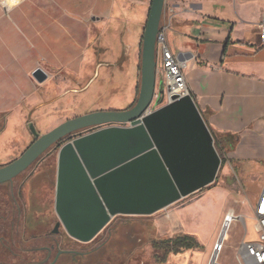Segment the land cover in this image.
<instances>
[{
    "label": "crops",
    "instance_id": "1",
    "mask_svg": "<svg viewBox=\"0 0 264 264\" xmlns=\"http://www.w3.org/2000/svg\"><path fill=\"white\" fill-rule=\"evenodd\" d=\"M256 1L264 5V0ZM178 2L169 14L164 9L162 20L172 14L169 42L188 60V85L208 126L216 137L224 135L231 143L227 157L236 166L264 164V9L258 17L247 18L238 10V1L230 0L228 9L230 4L237 8L235 18L217 12V0L202 1L203 14ZM140 6L132 21L144 15L145 6ZM97 11L108 14L93 0H0V165L15 156L21 141L34 135L29 127L35 122L32 115L67 100L64 75L73 85L81 75L82 54L91 51V22L96 23ZM140 53L134 48L138 58ZM38 68L48 75L42 82L33 75ZM173 216L183 220L177 211ZM204 249L205 245L170 254Z\"/></svg>",
    "mask_w": 264,
    "mask_h": 264
},
{
    "label": "rangeland",
    "instance_id": "2",
    "mask_svg": "<svg viewBox=\"0 0 264 264\" xmlns=\"http://www.w3.org/2000/svg\"><path fill=\"white\" fill-rule=\"evenodd\" d=\"M178 1L186 3L193 11L202 13L200 7L205 8L202 1L208 3L211 0H166L168 14L173 2ZM217 1L219 4L213 6L217 12L230 13L235 18L237 8L252 19L258 17L261 9H264V5L256 0H237V8L230 4L229 9L227 3L230 0ZM222 1H225L226 6L220 4ZM93 2L98 9L108 10V14L99 11L95 13L96 23L91 22V51L89 54L88 51L82 54L81 75L75 77V84L73 85L71 77L64 75V80L67 81V100L55 108H49L45 113L32 115L34 127L40 135L67 119L87 112L127 109L132 102L135 104L139 96L142 60L141 53L138 58L133 51L137 48L142 52L143 35L152 0ZM140 5L145 6V13L142 18L134 16L139 21H132V14L140 12ZM157 80L158 87L164 90L161 73H158ZM92 130L93 128L74 132L64 139V143ZM34 140L35 136L32 135L29 141H21L20 148L8 163L19 157ZM60 147L55 145L46 151L31 167L33 170L46 167L42 169L43 175L34 180L29 189L35 208L43 210L48 206L51 209L55 207ZM216 148L224 163L214 183L152 215H118L89 242L65 235L61 244L64 250L61 256L63 264H209L220 237L222 247L216 264H240L237 253L245 235L246 240L257 239L258 236L259 225L253 204L262 188L264 164L236 166L227 157V147L221 148L217 144ZM196 203H200V207ZM176 211L181 213L183 220L173 219ZM228 214H232L234 218L226 226ZM53 226L54 223L51 227ZM184 233L198 235L205 249L169 254L165 261H161L164 253L153 248V240L160 236L173 237Z\"/></svg>",
    "mask_w": 264,
    "mask_h": 264
},
{
    "label": "water",
    "instance_id": "3",
    "mask_svg": "<svg viewBox=\"0 0 264 264\" xmlns=\"http://www.w3.org/2000/svg\"><path fill=\"white\" fill-rule=\"evenodd\" d=\"M165 3L152 0L133 106L87 112L41 135L31 122L35 140L0 165V184L12 181L61 139L93 128L65 142L58 156L55 210L67 234L79 241L93 240L118 215H152L211 185L222 166L214 134L193 96L173 94L146 113L156 91L157 34ZM33 75L39 82L48 78L42 68Z\"/></svg>",
    "mask_w": 264,
    "mask_h": 264
},
{
    "label": "flooded vegetation",
    "instance_id": "4",
    "mask_svg": "<svg viewBox=\"0 0 264 264\" xmlns=\"http://www.w3.org/2000/svg\"><path fill=\"white\" fill-rule=\"evenodd\" d=\"M32 166L0 184V264H63L61 244L68 234L55 207H33L29 189L46 167Z\"/></svg>",
    "mask_w": 264,
    "mask_h": 264
},
{
    "label": "built area",
    "instance_id": "5",
    "mask_svg": "<svg viewBox=\"0 0 264 264\" xmlns=\"http://www.w3.org/2000/svg\"><path fill=\"white\" fill-rule=\"evenodd\" d=\"M171 15L161 20L157 34V77L158 73L163 75L165 89L162 90L158 87L157 80L154 98L146 113H151L171 101L173 94L193 96L186 77L188 60L185 55L182 58L181 54L176 53L169 42L168 34L172 24ZM260 25L264 43V15L261 18ZM193 98L195 99L194 96ZM219 146L222 148V145ZM253 210L259 225L258 236L257 239L246 240L245 235L237 253L240 264H264V179L259 196L253 204ZM233 218L234 216L231 214V216H227L226 220ZM247 231L246 228V233Z\"/></svg>",
    "mask_w": 264,
    "mask_h": 264
},
{
    "label": "trees",
    "instance_id": "6",
    "mask_svg": "<svg viewBox=\"0 0 264 264\" xmlns=\"http://www.w3.org/2000/svg\"><path fill=\"white\" fill-rule=\"evenodd\" d=\"M133 105L134 102L131 103V106ZM214 138L216 145L218 144V145H222V147H227V144H229L228 142H226V137L224 135L218 137L214 135ZM64 139L65 138L61 139L55 145L62 146V143H64ZM55 145H53L52 147H54ZM229 146H231V143L229 144ZM223 163L224 160L222 164ZM0 187H2L1 189L4 190L3 185H0ZM152 246L157 252L160 251L164 253L163 257L161 258V261H165L166 257L170 253H178L185 249L204 248V245L199 241L196 235L186 234V233L178 234L173 237H164V238L161 237L158 239H154L152 242ZM158 254L159 253H156V256L160 257L158 256Z\"/></svg>",
    "mask_w": 264,
    "mask_h": 264
},
{
    "label": "bare ground",
    "instance_id": "7",
    "mask_svg": "<svg viewBox=\"0 0 264 264\" xmlns=\"http://www.w3.org/2000/svg\"><path fill=\"white\" fill-rule=\"evenodd\" d=\"M229 215L231 216V214H229ZM231 221H232V219H231L230 221H228L227 223L225 222V223H226V226H228V224H229ZM226 226H225V227H226ZM221 241H222V237H220L218 243H217L216 246H215V251H214L213 257H212V259L210 260L209 264H216L217 256H218L219 252L221 251V247H222ZM216 248H217V249H216Z\"/></svg>",
    "mask_w": 264,
    "mask_h": 264
}]
</instances>
